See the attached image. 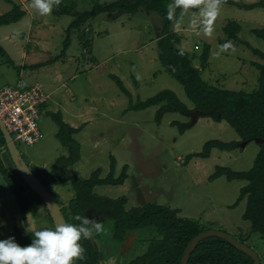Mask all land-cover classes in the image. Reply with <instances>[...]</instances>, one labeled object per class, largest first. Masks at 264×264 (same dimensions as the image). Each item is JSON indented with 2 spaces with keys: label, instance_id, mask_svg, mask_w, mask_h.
I'll return each mask as SVG.
<instances>
[{
  "label": "rangeland",
  "instance_id": "obj_1",
  "mask_svg": "<svg viewBox=\"0 0 264 264\" xmlns=\"http://www.w3.org/2000/svg\"><path fill=\"white\" fill-rule=\"evenodd\" d=\"M118 1L71 0L69 4H75L77 11L84 13L96 3L109 6ZM228 1L237 5L221 3L211 35L202 31L199 8L189 9L176 21L179 28L174 22L171 29L183 36L182 48L189 52L204 81L221 89L251 93L259 85L257 65L264 64V59L253 53V50L264 52V40L253 33L264 29V9L242 8L261 0ZM15 7L23 9L25 16L18 23L0 27V46L4 50L0 53V88L17 86L20 80H25L40 85L50 97L39 120L40 142L34 146L17 143L36 176L42 179L58 158L68 155L57 138L59 127L54 115L60 113L65 123L81 129L75 135L81 146V159L68 171L70 175L87 180L101 170L105 178L112 170L113 159L115 177L128 167L124 185L96 187L94 192L98 196L126 197L127 210L149 204L177 209L181 218L233 236L254 250L264 264V238L252 231L251 222L243 219L247 199L239 202L241 190L248 182L229 180L225 175L212 178L218 168L250 171L261 145L251 141L233 151L213 149L207 159H189L203 152L210 141L242 142L226 121L217 122L201 114L192 124L190 115L196 112L195 105L160 60L162 17L144 6L136 15L103 13L72 33L67 50L65 41L73 17L53 12L41 15L32 7V0H0V17ZM234 21L241 25L239 37L243 45L225 51L220 40L226 38L225 26ZM206 46L210 47V54L203 67L201 56ZM111 75L123 82L131 97L120 90ZM166 90L174 92L187 106L190 110L187 115L166 113L158 123L160 106L132 108ZM181 124L191 127L182 134ZM8 167L15 169L11 161ZM53 190L50 193L57 204L71 201L74 196L71 184L55 185ZM31 196L44 208L36 195ZM64 211L69 221L68 209ZM44 222H38V230L43 229ZM102 225L99 233L108 243L98 240L95 232L91 239L103 253L109 252L104 260L107 262L102 264H115L117 259L110 253L109 244L113 240L108 237L114 223L105 221ZM150 238L138 240L140 250L130 256L128 253L124 257L127 259L120 258L124 259L121 264L142 255ZM134 243L135 238L128 241V246ZM124 246L117 250L125 251L128 246Z\"/></svg>",
  "mask_w": 264,
  "mask_h": 264
},
{
  "label": "trees",
  "instance_id": "obj_2",
  "mask_svg": "<svg viewBox=\"0 0 264 264\" xmlns=\"http://www.w3.org/2000/svg\"><path fill=\"white\" fill-rule=\"evenodd\" d=\"M71 0H61L59 6L54 7L53 13L57 16H71L74 21L67 30L65 41L66 49L71 45V36L74 31H79L86 23L106 12L127 13L136 15L144 6L148 10L159 14L163 19V28L158 40L160 60L168 72L184 87L187 97L194 103L195 110L202 115L213 118L217 122L226 121L241 138V142L261 139V150L254 162L253 168L248 172H233L227 168H218L212 178L225 175L229 180H243L248 185L241 190L239 202L247 199L246 212L243 219L251 222L252 231L264 238V64L257 65L260 70L258 88L251 92H234L221 89L208 84L203 80L201 71L195 67L189 52L182 48L183 36L172 31L171 27L180 17L181 9H176L174 18L168 19L167 6L172 0H120L112 5L103 6L96 3L89 12L80 13L75 4H69ZM221 3L237 5L235 2L221 0ZM247 10L256 8L264 9V0L253 5L243 6ZM25 16L23 9L15 7L12 11L0 17V27L9 26L20 22ZM241 25L238 22H229L224 28L225 39L220 40V45L231 42L232 48L237 49L243 45L239 34ZM253 33L264 40V29L254 30ZM66 50V51H67ZM4 52L0 46V53ZM66 52H64L65 54ZM253 53L264 59V52L253 50ZM210 47L206 46L202 58L203 67L209 60ZM120 90L131 97L123 82L116 76H110ZM152 106H160L157 122L161 123L166 113H180L187 115L190 111L172 91L166 90L157 96L132 106L141 110ZM59 127L57 138L68 151L67 156L57 159L51 170L45 176L52 179L56 186L71 183L75 197L68 204V216L63 215L68 223L79 224L75 216L86 217V213L92 215L91 210L104 211L108 221L114 223V240L117 243L126 241L129 234L146 228H154L157 234L150 240L146 252L133 259L129 264H181L185 250L191 241L203 232L208 231L199 222L181 218L179 210L169 207L149 204L131 210L126 209L128 199L126 197L110 199L98 196L94 189L100 186H122L128 179V167L123 168L122 173L115 177L116 162L112 161L110 174L102 178V171L98 170L87 180H81L77 176L70 175L68 171L81 159V146L75 139L81 129L73 128L64 122L62 114L54 115ZM176 125V123H173ZM191 125H180V132L185 133ZM240 146V142H208L203 152L189 157L207 159L213 149L221 151H233ZM3 151L7 152L6 141L0 129V174L15 196L21 214L26 216L31 211V199L27 195V187L13 175L6 167L3 159ZM8 153V152H7ZM36 195L35 193H32ZM43 207L45 205L36 195ZM46 209V208H45ZM51 218V217H50ZM52 220V219H51ZM26 221V220H25ZM53 222V221H52ZM21 246L31 244L33 236L25 234L20 227H16L11 235ZM1 239V238H0ZM84 251V258L77 260L76 264H101L102 254L97 245L89 239L80 241ZM189 264H255L246 254L234 248L227 241L220 238H208L202 241L190 257Z\"/></svg>",
  "mask_w": 264,
  "mask_h": 264
},
{
  "label": "clouds",
  "instance_id": "obj_3",
  "mask_svg": "<svg viewBox=\"0 0 264 264\" xmlns=\"http://www.w3.org/2000/svg\"><path fill=\"white\" fill-rule=\"evenodd\" d=\"M60 3L61 0H32V7L41 15H48ZM220 6L221 0H172L167 6L168 19L174 18L176 9H181L180 17H183L189 9L199 8L202 31L205 35H211ZM175 27L179 28L178 22ZM232 47L231 42L221 45L225 51ZM74 219L80 223H59L54 228L35 232L27 227L33 236L31 244L27 246H21L15 237L0 239V264H76L77 260L84 258L85 249L80 241L91 238L94 232H101L103 225L79 215Z\"/></svg>",
  "mask_w": 264,
  "mask_h": 264
},
{
  "label": "built area",
  "instance_id": "obj_4",
  "mask_svg": "<svg viewBox=\"0 0 264 264\" xmlns=\"http://www.w3.org/2000/svg\"><path fill=\"white\" fill-rule=\"evenodd\" d=\"M49 100L40 85L25 80L0 89V119L16 144L34 146L40 142L39 120Z\"/></svg>",
  "mask_w": 264,
  "mask_h": 264
},
{
  "label": "water",
  "instance_id": "obj_5",
  "mask_svg": "<svg viewBox=\"0 0 264 264\" xmlns=\"http://www.w3.org/2000/svg\"><path fill=\"white\" fill-rule=\"evenodd\" d=\"M199 115H201L199 111H196L190 115L192 118V124H195L197 122ZM0 129L4 135V139L6 141V146H7V152L16 170L17 176L21 179V181L24 183V185L27 187V189L30 192L38 195L40 199L43 201L45 208L53 221L54 227L59 223H68L63 215V211L56 203L49 190L45 187L42 181L36 176V174L31 170L30 166L26 163L16 142L12 138L11 134L9 133L4 122L1 119H0ZM249 142L251 141L243 142L240 145L241 147L244 148L246 144ZM255 142L261 143L262 140L256 139ZM208 238L223 239L228 243H230L234 248H236L240 252L250 257L255 264H261V260L254 250H252L245 244L237 241L233 236L215 230H208L206 232L201 233L196 238H194L191 241V243L188 245L187 249L185 250L181 264H189L190 257L193 254V252L196 250L197 246L202 241ZM131 240L132 238L130 237L129 234L126 239V242L128 241L131 242Z\"/></svg>",
  "mask_w": 264,
  "mask_h": 264
},
{
  "label": "crops",
  "instance_id": "obj_6",
  "mask_svg": "<svg viewBox=\"0 0 264 264\" xmlns=\"http://www.w3.org/2000/svg\"><path fill=\"white\" fill-rule=\"evenodd\" d=\"M4 88V87H2ZM0 88V89H2ZM2 159L7 167V169L15 175L19 180L20 178L17 176L16 171L12 170V168L8 167V162L10 163L11 159L6 151H3L2 153ZM46 173L43 174L42 179H39L42 181V183L45 185V187L49 190V192L54 191L55 184L53 183L52 179L45 176ZM71 184V183H66ZM64 185V184H63ZM61 186V185H60ZM72 186V185H71ZM32 192H30L27 189V195L32 200L31 202V211L26 216V219L24 215L21 214L20 208L17 204L15 196L12 194L9 186L6 184L5 180L0 174V238L1 239H7L11 237L14 229L16 227H20L22 231L25 234H29L30 232L27 231V227H29L31 232L37 231L38 222L40 220L45 221L43 228H54V224L45 208H42L31 196ZM75 197V192L74 196ZM72 198V199H73ZM70 201H64L61 203H58L59 207L62 211L68 209V204ZM65 204V206H63ZM26 220V221H25ZM151 234V235H150ZM157 234V230L154 228H146L139 230L137 232L131 233V238L135 240H141L147 237L154 238ZM142 235H144L142 237ZM151 238V239H152ZM112 243V242H110ZM148 249V248H147ZM146 249V250H147ZM146 252V251H145ZM103 253V251H102ZM106 257L104 260H107V254L106 252L103 253ZM116 257V255H115ZM103 260V261H104ZM107 261H104L103 263H106Z\"/></svg>",
  "mask_w": 264,
  "mask_h": 264
},
{
  "label": "flooded vegetation",
  "instance_id": "obj_7",
  "mask_svg": "<svg viewBox=\"0 0 264 264\" xmlns=\"http://www.w3.org/2000/svg\"><path fill=\"white\" fill-rule=\"evenodd\" d=\"M91 212H92V215H89L90 213H86V218H88L89 220H94V221H97V222H99L100 224H103L105 221H108V218H106V215H105V212L104 211H99V212H96V211H93V210H91ZM109 234H108V237L110 236L111 238H112V240L113 241H115L114 240V232H113V228L111 229V227H110V229H109ZM96 235H95V237L98 239V240H102V241H105L106 243H108L105 239L106 238H103L101 235H100V233H95ZM130 236H131V234H130ZM150 240H151V238L149 239V241L148 242H150ZM113 241H109V244H111V248H112V250L110 251V253L111 252H113V254H112V256H115L116 255V262H115V264H121V263H123L124 262V259H127V258H124L128 253V255L130 256V255H132V253L133 254H135L136 252H138L139 250H140V248H139V246H137V239L135 240V243L134 244H132L133 246H131L130 247V245L128 246V242H123V243H117L116 241H115V243L113 242ZM110 242H112V243H110ZM134 242V241H133ZM145 244V243H144ZM122 245H125L124 246V248L125 247H127V248H125L126 250L125 251H123V252H121L120 250H117L119 247H122ZM138 247V248H137ZM116 248V249H115ZM123 248V249H124ZM116 250V252L115 251H113V250ZM100 252H101V254H102V261H101V264H102V262H103V260L105 259V255L102 253V251L100 250ZM115 252V253H114ZM108 253L109 252H107V255H108ZM145 253V252H144ZM143 253V254H144ZM142 254V255H143ZM141 256V255H140ZM137 257H139V256H137ZM137 257H132L131 258V260L128 262V263H126V264H129L133 259H135V258H137ZM120 258H124L123 260H121Z\"/></svg>",
  "mask_w": 264,
  "mask_h": 264
}]
</instances>
